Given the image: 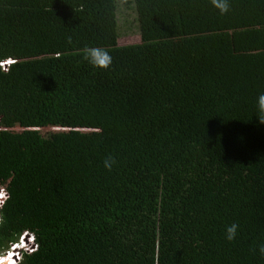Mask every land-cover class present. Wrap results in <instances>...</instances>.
I'll list each match as a JSON object with an SVG mask.
<instances>
[{
    "label": "trees",
    "instance_id": "16d2710c",
    "mask_svg": "<svg viewBox=\"0 0 264 264\" xmlns=\"http://www.w3.org/2000/svg\"><path fill=\"white\" fill-rule=\"evenodd\" d=\"M228 4L0 0V250L28 231L17 264H264V0Z\"/></svg>",
    "mask_w": 264,
    "mask_h": 264
},
{
    "label": "clouds",
    "instance_id": "9594fccd",
    "mask_svg": "<svg viewBox=\"0 0 264 264\" xmlns=\"http://www.w3.org/2000/svg\"><path fill=\"white\" fill-rule=\"evenodd\" d=\"M212 4L216 7L222 14L226 13L229 9L228 0H212ZM84 58L94 67L99 68H108L111 65L112 57L109 51L102 47H88L85 49ZM11 63H15L14 60H10ZM9 63V61H8ZM5 62H0V67H4ZM257 107L259 111L258 121L264 124V93H260L257 98ZM114 159L109 156L104 161L105 168L111 170L112 164L114 163ZM8 195L4 191V189H0V208L6 203L8 199ZM4 223V217L0 215V224ZM238 229V225L233 223L226 229V238L228 240L235 239L236 232ZM259 251L264 254V245H261Z\"/></svg>",
    "mask_w": 264,
    "mask_h": 264
},
{
    "label": "built area",
    "instance_id": "2783aa9c",
    "mask_svg": "<svg viewBox=\"0 0 264 264\" xmlns=\"http://www.w3.org/2000/svg\"><path fill=\"white\" fill-rule=\"evenodd\" d=\"M7 62H5L6 65ZM0 189L4 188L1 187ZM35 248L36 244L32 233L22 231L16 240L9 242L6 248L0 250V264H17L23 253H30Z\"/></svg>",
    "mask_w": 264,
    "mask_h": 264
},
{
    "label": "rangeland",
    "instance_id": "374dc122",
    "mask_svg": "<svg viewBox=\"0 0 264 264\" xmlns=\"http://www.w3.org/2000/svg\"><path fill=\"white\" fill-rule=\"evenodd\" d=\"M134 17V12L130 8L121 6L117 10V30L119 34L117 44H129L139 41ZM42 130L47 131L46 128H42Z\"/></svg>",
    "mask_w": 264,
    "mask_h": 264
},
{
    "label": "snow or ice",
    "instance_id": "6c2138e0",
    "mask_svg": "<svg viewBox=\"0 0 264 264\" xmlns=\"http://www.w3.org/2000/svg\"><path fill=\"white\" fill-rule=\"evenodd\" d=\"M9 63H11V61H9Z\"/></svg>",
    "mask_w": 264,
    "mask_h": 264
},
{
    "label": "water",
    "instance_id": "95a60500",
    "mask_svg": "<svg viewBox=\"0 0 264 264\" xmlns=\"http://www.w3.org/2000/svg\"><path fill=\"white\" fill-rule=\"evenodd\" d=\"M4 65H6V63Z\"/></svg>",
    "mask_w": 264,
    "mask_h": 264
}]
</instances>
